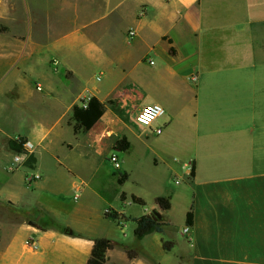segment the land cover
<instances>
[{
    "label": "crops",
    "instance_id": "crops-1",
    "mask_svg": "<svg viewBox=\"0 0 264 264\" xmlns=\"http://www.w3.org/2000/svg\"><path fill=\"white\" fill-rule=\"evenodd\" d=\"M68 6L76 17L98 7L111 18L103 29L124 21L125 35L118 46L104 48L77 27L58 41L1 42L0 205L31 218L2 223L0 264H88L98 238L118 244L108 250L107 264H264V0H84ZM49 13L44 30L51 38ZM39 61L54 73H10L14 65ZM94 68L107 78L104 87L89 73ZM93 97L105 113L90 130L76 133L74 106ZM152 103L166 110L161 135L136 123ZM124 136L131 148L122 152L123 170L113 171L108 161L120 153L114 145ZM18 137L30 143L33 161L15 169L8 142ZM163 161L166 180L156 170ZM187 163L194 173L182 193L189 195L183 219L175 223L167 216L173 202L162 210L156 199L174 200L169 175L186 177ZM30 172L42 178L28 185ZM142 176L154 192L148 198L128 188ZM108 209L126 220L106 217ZM191 209L188 239L182 231ZM153 211L161 213L164 232L138 240L133 219ZM32 237L39 241L36 251L27 247ZM164 241L174 248L166 251Z\"/></svg>",
    "mask_w": 264,
    "mask_h": 264
},
{
    "label": "rangeland",
    "instance_id": "rangeland-1",
    "mask_svg": "<svg viewBox=\"0 0 264 264\" xmlns=\"http://www.w3.org/2000/svg\"><path fill=\"white\" fill-rule=\"evenodd\" d=\"M98 3H101L103 0H95ZM84 3V0H0V53L3 50L1 47V42L3 40H51L58 41L64 38L66 35H70L73 28H84V37L91 42H94L97 46L104 48L103 46H108L116 44L118 46L119 42L122 41L123 35H125V29L127 22L121 21L115 23L113 27H109V30H104L103 27H106L108 23H111V18L107 19L106 15L99 12V8L92 9L90 8L87 15L85 10L81 9L83 15L76 17L75 9L69 7L68 4H80ZM9 7L8 13L6 12V7ZM77 7V6H76ZM50 10L48 17L52 21L54 27V33L51 38H49L48 32L45 29V22L47 20V12ZM88 16V19L86 18ZM87 19V20H86ZM87 21V24L85 23ZM86 24L83 26V24ZM83 27H80V26ZM106 25V26H105ZM74 35V33H72ZM1 57V56H0ZM37 57H34V59ZM39 63V64H38ZM41 64V65H40ZM1 65V59H0ZM6 69L0 68V101H1V90L2 83L5 82L2 80L3 72ZM50 72L52 73L53 67L49 66L47 63L43 64L40 61L36 64L29 63L24 65H14L10 68V73L15 74H26L34 78L37 72ZM57 71V70H56ZM100 69L94 68L91 72V76L96 75L100 76ZM54 73V72H53ZM56 73V72H55ZM101 81L98 82L100 86L104 87L107 84V78L104 75H101ZM163 119V118H162ZM162 119L159 120L157 124L162 122ZM3 119L1 115V105H0V137L2 135L3 128ZM139 128H141L138 125ZM142 129V128H141ZM120 163L122 164L125 155L120 152L118 153ZM107 168L113 171H122L123 169H117L113 164L108 161ZM149 164V162H148ZM159 172L158 178L166 180L165 171H169L168 165L163 161L156 168ZM184 172V170H183ZM180 178V175H175L171 173L168 178V190L175 192L173 202V209L168 212L167 216L170 220L175 223H180L184 216V210L188 201L189 195L182 194L185 190V184L188 183L186 177H181L180 184L176 183V180ZM142 183L130 182L128 188L132 190H137L141 192L145 197H150L154 192L150 188L149 179H146L145 176H142ZM139 207V206H138ZM138 208H133V213H138ZM30 216L26 215L23 211L8 209L0 205V231L2 229V223L4 222H18L26 220L29 222ZM181 227L179 228V230ZM175 236H179V231H172ZM132 238V234H130ZM171 257H173L171 255Z\"/></svg>",
    "mask_w": 264,
    "mask_h": 264
},
{
    "label": "trees",
    "instance_id": "trees-1",
    "mask_svg": "<svg viewBox=\"0 0 264 264\" xmlns=\"http://www.w3.org/2000/svg\"><path fill=\"white\" fill-rule=\"evenodd\" d=\"M171 53L175 54V50L171 49ZM105 113V106L102 102H100L97 98L93 97L89 100L87 107H82L79 105H75L73 109V120L75 121V132L78 133L80 130H90L100 118ZM26 141L23 138H14L10 139L8 142V146L11 150L16 153H23L25 152V145ZM131 148V143L126 136L118 139L114 145V149L119 152H127ZM33 161L32 156L29 157L28 163ZM128 178L126 173L120 174L119 176V184L123 185ZM128 198V195L123 192L121 194V200L124 202ZM131 200L133 203L146 206V202L144 199L136 196L131 195ZM157 204L160 206L162 210H169L172 207L171 197H158L156 199ZM106 217L124 221L126 217L124 214H120L119 212L115 211L114 209H108L106 212ZM193 210L191 209L186 216V225L192 226L193 225ZM133 221L137 224V228L135 230V236L138 240L143 239L145 236L158 232H164V227L166 226L165 222L162 219H153L147 215L142 216L140 218H135ZM118 246L117 243L106 239V238H98L94 241V247L92 250V255L88 261V264H107V252L108 250L114 249ZM163 248L166 251H171L174 248V243L169 241L163 242ZM130 258H134V253L132 251H127Z\"/></svg>",
    "mask_w": 264,
    "mask_h": 264
},
{
    "label": "built area",
    "instance_id": "built-area-1",
    "mask_svg": "<svg viewBox=\"0 0 264 264\" xmlns=\"http://www.w3.org/2000/svg\"><path fill=\"white\" fill-rule=\"evenodd\" d=\"M128 36L130 38H134L136 36V32L134 30H130L128 33ZM38 90H42V85L38 84L36 87ZM90 100V99H89ZM88 101H85L84 104L82 105V107H87ZM152 109L151 112V116L150 117H146L145 116V110L146 109ZM166 116V110L165 108L158 103H152V104H148L145 107H143L140 112L137 114L136 117V123L144 128H147L151 133L155 134V135H161L164 131V125H159L156 123L161 120L162 118H164ZM141 117H144V119H147L149 122L147 124L143 123V121L141 120ZM25 152L23 153H16L14 155V162H15V169H18L20 166L24 165L25 163H27L31 153H30V148L31 145L30 143L26 142L25 145ZM110 161L111 163L117 168L119 169L120 167V160H119V156L118 154H113L110 157ZM193 165L192 163H187L184 165V174L187 178V180H190L193 176ZM42 178V176L38 173H33L30 172L26 175L25 177V181L28 185H31L33 183H35L36 181L40 180ZM181 182V177L178 178L176 180L177 184H180ZM191 227L190 226H185L183 229V235L186 236L188 239L190 238L191 234ZM27 247L32 250V251H36L39 249V241L36 238H29L27 241Z\"/></svg>",
    "mask_w": 264,
    "mask_h": 264
},
{
    "label": "clouds",
    "instance_id": "clouds-1",
    "mask_svg": "<svg viewBox=\"0 0 264 264\" xmlns=\"http://www.w3.org/2000/svg\"><path fill=\"white\" fill-rule=\"evenodd\" d=\"M151 112H152V109L149 108V109H146L145 110V116L146 117H150L151 116ZM141 120L143 121V123L147 124L149 121L147 119H144V117H141Z\"/></svg>",
    "mask_w": 264,
    "mask_h": 264
},
{
    "label": "water",
    "instance_id": "water-1",
    "mask_svg": "<svg viewBox=\"0 0 264 264\" xmlns=\"http://www.w3.org/2000/svg\"><path fill=\"white\" fill-rule=\"evenodd\" d=\"M149 217H152L153 219L157 220V219H161L162 215L160 212L158 211H153L152 214L148 215Z\"/></svg>",
    "mask_w": 264,
    "mask_h": 264
}]
</instances>
